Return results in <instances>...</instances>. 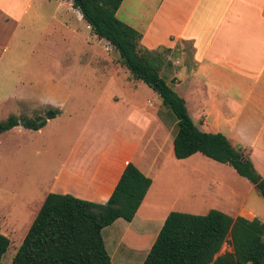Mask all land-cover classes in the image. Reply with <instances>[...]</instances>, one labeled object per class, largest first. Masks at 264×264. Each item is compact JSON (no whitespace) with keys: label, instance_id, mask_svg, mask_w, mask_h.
Returning <instances> with one entry per match:
<instances>
[{"label":"crops","instance_id":"obj_1","mask_svg":"<svg viewBox=\"0 0 264 264\" xmlns=\"http://www.w3.org/2000/svg\"><path fill=\"white\" fill-rule=\"evenodd\" d=\"M60 16L62 19L58 20ZM46 17L57 20L56 24L51 26L49 20H44ZM116 17L141 34L139 44L143 50L166 51L163 58L157 55L160 74L167 77L166 81L173 79V90L184 99L195 126L204 132L222 133L230 143L248 147L250 158L264 177V164L258 163L256 156L257 147L264 140V0H123ZM81 22L91 31L70 0H0V84L13 79L7 93L0 89V103L43 97L40 101L44 109L59 110L40 129L30 130L20 124L2 132L0 140L11 133L23 135L29 131L43 136L49 132L44 143L50 146L56 165L46 191L32 195L41 205L48 193L104 203L129 162L149 177L151 185L132 220L118 218L102 229L111 264H142L179 199L155 186L164 156L177 159L173 152L174 120L166 121V112L160 105L155 107L156 100L148 98L142 108L131 103L125 106L115 129L110 130L104 123L97 132L93 115H88L83 120L80 117L81 130L74 128L76 132L71 135V121L81 107L71 105L66 110L71 92L59 83H45L42 92L26 88L25 82L30 86L43 82V73L26 66L17 69L12 59L20 56V48L28 47L27 42L35 44L49 31L56 30L62 41L69 42L70 36L78 32L76 23ZM91 33L86 44L90 45L88 40L93 39L107 54L95 52L86 63L100 73L107 69L113 76L123 74L128 80L132 74L120 63L116 49ZM65 55L68 59L73 57L69 51ZM139 81L128 80L133 90L141 85ZM116 101L115 98L112 104ZM65 114L70 124H60ZM55 124L56 130L51 132ZM122 125L123 133L117 134ZM196 154L200 153L186 159ZM2 209L0 215L7 214L9 222L24 226L30 225L37 214L21 213L19 203ZM245 211L251 215H237L248 220L256 217L254 212ZM0 233L9 238L1 228Z\"/></svg>","mask_w":264,"mask_h":264},{"label":"trees","instance_id":"obj_2","mask_svg":"<svg viewBox=\"0 0 264 264\" xmlns=\"http://www.w3.org/2000/svg\"><path fill=\"white\" fill-rule=\"evenodd\" d=\"M70 1L93 34L108 41L120 63L172 111L177 121L175 157L186 159L200 153L227 164L254 184L264 199V177L254 167L250 151L231 144L222 133L204 132L195 126L184 99L161 76L159 57L143 50L141 34L116 17L123 0ZM58 114V109L49 108L46 118L10 115L0 121V134L20 124L38 130ZM150 185L151 179L129 162L104 203L48 193L10 264H111L102 229L118 218L132 220ZM224 244L231 250L219 254ZM9 245V238L0 233V264ZM142 264H264V223L257 217L248 220L217 209L201 215L171 211Z\"/></svg>","mask_w":264,"mask_h":264},{"label":"rangeland","instance_id":"obj_3","mask_svg":"<svg viewBox=\"0 0 264 264\" xmlns=\"http://www.w3.org/2000/svg\"><path fill=\"white\" fill-rule=\"evenodd\" d=\"M57 19L61 20L62 17H57ZM44 20H49L51 26H54L57 21L49 17ZM85 24V22L76 23L78 32L75 38L70 36L69 42L62 41L60 34L54 30L45 33L39 42L32 45V42H27L28 47L19 49L20 56L12 58L16 61L14 66L17 69L24 66L37 68L43 73L42 84L30 86L25 82L26 88L42 92L41 89L43 90L45 83H59L71 92L66 110H69L71 105L77 108L81 106L80 112L75 114L71 124L70 120L66 121L68 115L65 114L60 118L63 122L60 124L69 123L72 127L71 135L76 132L74 128L81 130L80 117L83 120L88 115H93V123L97 127V132L100 130L98 126L104 123H106L105 127H109L110 130L115 129L119 127L116 121L120 120L125 106L131 103L142 108L148 98L156 100L155 107L160 105V108L166 112V121L174 120V131L176 132V117L170 109L164 108L160 97L144 82L139 81L141 85L133 90L128 82L134 78L133 75L126 80L123 74L115 77L107 69L104 73H100L86 63L87 58L92 57L95 52L99 54L101 50L103 55L107 53L98 47L93 39L88 40L90 45L86 44L85 39L87 37L89 39L92 33ZM185 49L190 51L187 44H185ZM68 51L73 55L72 59L65 57V52ZM152 53L161 58L166 55V51L162 49ZM163 77L166 76L163 75ZM167 81L172 89L176 88V85L172 83L173 79L172 82ZM12 85L13 79L7 78L3 85L0 84V89L7 93ZM115 98L118 102L116 101L113 105L112 101ZM40 100L43 102V97L39 99L30 97L24 101L14 102L15 104L12 100L0 103V121L6 120L10 115L45 118L46 109L43 108ZM127 117V122H129L130 116ZM122 129L123 125L117 134H122ZM50 130L54 132L56 124ZM108 133L106 131L107 135ZM47 137H49L48 131L43 136L28 131L23 135L11 133L6 139L2 137L0 140V157H2L0 159V211H3L2 208L6 205L19 203L20 212L23 214L38 212L41 204H37L38 201L35 202L37 198H33L32 195L46 191V187L54 178L56 165L55 156L49 151L50 146L44 143ZM128 137H131L130 132ZM260 143L261 145L257 147L256 156L259 158L257 162L264 164V140ZM246 148L250 151L248 147ZM171 154H173L172 151ZM164 161V166L159 170V176L155 180V186L163 187L167 194L178 196L179 199L175 201V211L201 215L210 209H217L235 217L237 214L250 216L251 214L245 211L248 209L264 223V199L255 185L247 178L240 176L231 166L218 163L202 154H196L186 160L173 159L165 155ZM254 167L256 168L255 165ZM258 169L256 168L261 173ZM23 214L25 218L26 215ZM6 217L7 214L0 215V228L7 232L10 245L1 258V264L11 263L30 226H24L21 223L14 224ZM227 246L224 244L220 253L227 250Z\"/></svg>","mask_w":264,"mask_h":264},{"label":"water","instance_id":"obj_4","mask_svg":"<svg viewBox=\"0 0 264 264\" xmlns=\"http://www.w3.org/2000/svg\"><path fill=\"white\" fill-rule=\"evenodd\" d=\"M45 118H46V116H45ZM41 121H43V119H40V120H39V122H41ZM20 123H22V121H21Z\"/></svg>","mask_w":264,"mask_h":264},{"label":"bare ground","instance_id":"obj_5","mask_svg":"<svg viewBox=\"0 0 264 264\" xmlns=\"http://www.w3.org/2000/svg\"><path fill=\"white\" fill-rule=\"evenodd\" d=\"M188 186V185H187ZM183 190V189H182ZM179 191V190H178Z\"/></svg>","mask_w":264,"mask_h":264}]
</instances>
